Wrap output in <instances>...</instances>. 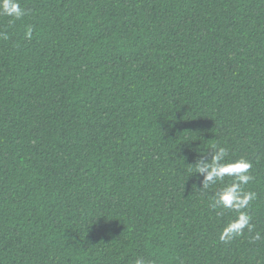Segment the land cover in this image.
<instances>
[{"label": "trees", "instance_id": "1", "mask_svg": "<svg viewBox=\"0 0 264 264\" xmlns=\"http://www.w3.org/2000/svg\"><path fill=\"white\" fill-rule=\"evenodd\" d=\"M19 4L0 15V264H264V0ZM213 145L252 165L253 230L228 242L236 213L210 205L233 178L202 189L192 165Z\"/></svg>", "mask_w": 264, "mask_h": 264}, {"label": "clouds", "instance_id": "2", "mask_svg": "<svg viewBox=\"0 0 264 264\" xmlns=\"http://www.w3.org/2000/svg\"><path fill=\"white\" fill-rule=\"evenodd\" d=\"M0 15L20 19L25 15V11L21 8L19 0H0ZM26 36H31L30 30L26 32ZM4 38L7 39V36L5 35ZM211 149L210 158H205L202 154L192 165L195 168V173L203 177L202 189H208L218 182L223 183L225 177L233 178L231 183L225 184L215 194L210 205L213 208L221 207L236 213L235 218L229 220L220 233V240L228 242L241 235L245 228L250 232L253 230L250 215L243 211L256 197L254 192L245 191L243 188L253 179L249 175V169L252 165L250 161L244 158L234 161L227 160L228 152L225 147L213 145ZM254 238L259 240L261 238L260 233H256ZM135 264H145V261L142 258L137 259Z\"/></svg>", "mask_w": 264, "mask_h": 264}]
</instances>
